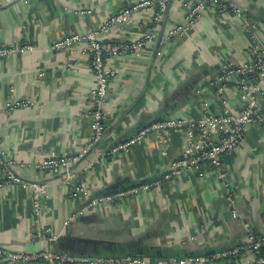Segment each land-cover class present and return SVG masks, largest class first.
Wrapping results in <instances>:
<instances>
[{
    "label": "crops",
    "instance_id": "0c3cea01",
    "mask_svg": "<svg viewBox=\"0 0 264 264\" xmlns=\"http://www.w3.org/2000/svg\"><path fill=\"white\" fill-rule=\"evenodd\" d=\"M140 1L17 0L6 5L0 0V48L32 46L0 58V158L15 163L12 170L23 182L47 185L45 207L37 215L32 191L0 174V247L87 258L129 253L153 260L212 258L244 245L249 234L264 235V126H250L237 149L224 157V178L208 165L172 175L189 142L200 141L191 129L172 135L166 155L154 135L131 143L166 113L167 120L192 122L226 111L236 114L241 106L237 82L229 81L224 94L212 84L222 65L249 60V29L264 48V0H221V8L201 14L187 34L161 43L187 17L185 0H171L156 25L158 38L141 55L109 61L117 73L103 108V136L75 167L80 172L97 150L109 154L78 176L87 183L90 198L70 200L59 176L36 167L53 152L78 155L92 139L96 78L87 49L80 44L54 51L53 44L68 34L94 32L111 15ZM235 9L243 11V18ZM151 15H134L114 26L107 39L115 44L138 40L152 28ZM25 101L29 104L7 107ZM146 185L152 187L145 190ZM130 187L135 192L118 202H99L107 197L103 195ZM229 192L236 216L227 201ZM92 204L91 211L87 207ZM41 229H51V235L38 237ZM54 235L60 238L51 241ZM253 256L242 251L229 259L194 264H253ZM30 264L53 263L42 258Z\"/></svg>",
    "mask_w": 264,
    "mask_h": 264
},
{
    "label": "built area",
    "instance_id": "2783aa9c",
    "mask_svg": "<svg viewBox=\"0 0 264 264\" xmlns=\"http://www.w3.org/2000/svg\"><path fill=\"white\" fill-rule=\"evenodd\" d=\"M3 1L7 5L17 0ZM170 2L171 0H141L111 15L94 32L87 34H68L53 44L52 49L54 51H64L75 45H84L91 59L92 70L96 78V86L92 91L93 122L91 126V141L78 155L60 156L53 152L48 158L42 160L36 166L40 170L48 171L53 175L59 176L60 182L68 189V198L70 200L90 198L91 191L87 183L79 180L78 176L81 173L89 172L93 166L100 164L109 155L108 153L97 150L95 157L84 164L80 172L75 171L76 165L84 160L92 151L96 150L103 136V130L105 128L103 108L106 104L110 82L115 78L117 73L115 69L110 68L109 61L125 54L141 55L149 43L158 38L156 25L166 15ZM221 5V0H185L184 6L187 11L185 23L172 28L169 34L162 39L161 43L187 34L201 14L209 11H217L221 8ZM143 11L152 12V28L145 31L138 40L132 43L115 44L107 39L114 26L130 22L134 15ZM234 14L239 18H243L244 16L243 11L238 9L234 10ZM248 33L250 41L249 60L244 64L236 66L228 64L222 65L216 83L212 84L213 86H218L220 94H224L229 81L237 82L236 94L241 101V106L236 114L226 111L220 116H205L197 122L171 118L145 128L131 142L132 144L140 143L148 136L154 135L161 148H164L162 154L166 155L173 134H182L186 128L196 132L200 136V141L193 144L189 142L187 149L183 152L184 159L172 167V175L180 173L182 168L190 167L200 169L203 165H208L215 170L219 178H224L225 174L222 167L224 157L237 149L250 126H264V48L258 45L256 36L250 29ZM30 50H32V46H24L18 49L3 47L0 48V58H7L15 53H25ZM28 104L29 102L27 101L17 102L15 104H8L7 107L12 110ZM121 148L125 149L126 146L115 148L113 152L115 153ZM14 164L12 160L0 158V174L6 178L8 183L21 184L24 189L32 191V204L36 214L39 215L45 207L44 202L47 185L37 182H23L13 172L12 167ZM151 187V185H146L144 189L149 190ZM134 192V190H130L113 194L104 199H99V202L113 204ZM227 201L233 209V215L236 216V212L234 211L235 201L230 192L228 193ZM93 207L94 204L88 205L87 209L92 211ZM83 213L84 210L74 214L70 220L75 219ZM48 234L51 235V229H41L38 232V237L45 238ZM59 238L60 235H54L52 238L50 236L51 241H57ZM263 246L264 235L254 236L249 234L246 237L244 245L218 253L212 258H159L155 260L131 255L87 258L74 255H58L50 250H44L40 253L30 255L25 252H13L0 247V264H30L42 258L49 260L53 264H194L207 263L211 260L229 259L239 256L242 251H251L253 253V264H264V257L259 256V252Z\"/></svg>",
    "mask_w": 264,
    "mask_h": 264
},
{
    "label": "water",
    "instance_id": "95a60500",
    "mask_svg": "<svg viewBox=\"0 0 264 264\" xmlns=\"http://www.w3.org/2000/svg\"><path fill=\"white\" fill-rule=\"evenodd\" d=\"M169 116V113H166V114H164V115H162L161 117H159V118H155L152 122H151V124L149 125V127L150 126H152V125H154V124H157V123H160V122H164V121H166L167 120V117ZM135 187H138V184L137 185H135L134 186V188ZM131 189H133L132 187H130V188H127V189H123V190H119V191H116V192H114V193H110V194H107V195H103V196H108V195H111V194H115V193H121V192H125V191H128V190H131ZM79 245V244H78ZM80 246V245H79ZM88 247H91L90 245H87ZM87 246H85V245H82L81 247H87ZM107 250H110L111 249V247H107L106 248ZM159 253V252H158ZM140 254H143V251H140ZM128 255H131V253H129Z\"/></svg>",
    "mask_w": 264,
    "mask_h": 264
},
{
    "label": "trees",
    "instance_id": "16d2710c",
    "mask_svg": "<svg viewBox=\"0 0 264 264\" xmlns=\"http://www.w3.org/2000/svg\"><path fill=\"white\" fill-rule=\"evenodd\" d=\"M133 256V255H131ZM259 256L264 257V246L262 247L261 251L259 252Z\"/></svg>",
    "mask_w": 264,
    "mask_h": 264
}]
</instances>
